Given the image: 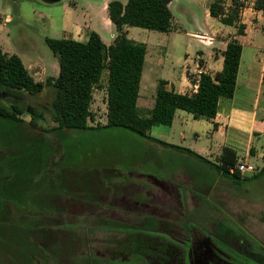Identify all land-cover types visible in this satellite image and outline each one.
<instances>
[{"label": "rangeland", "instance_id": "374dc122", "mask_svg": "<svg viewBox=\"0 0 264 264\" xmlns=\"http://www.w3.org/2000/svg\"><path fill=\"white\" fill-rule=\"evenodd\" d=\"M60 6L40 0H0V12L13 16L6 31L0 32L4 50L29 56L45 66L50 75V66L57 64V57L45 40L51 37L45 13L52 10L55 21H59L56 17ZM256 32L261 43L264 31ZM46 77L38 73L34 78L45 83ZM96 89L88 124L97 129H70L61 139L48 133L46 130L54 125L48 113L53 96L48 85L36 95L23 92L22 122L0 120V264H72V256L76 264L85 259L91 264H148L142 255L128 252L125 242L132 233L153 227L144 221L152 216L160 217V230L185 241L184 215L176 213L179 206L171 205L173 215L159 207L153 215L146 204L152 196L144 197L145 190L140 187L139 200L143 199L144 204L135 203L134 183L153 189L181 171L199 172L200 165L165 150L156 151L151 161L147 150L134 143L124 130L102 128L107 120L106 97L101 88ZM27 110L37 117L35 127L29 123L31 114ZM207 175L210 186L217 175L212 170ZM226 180L234 182L235 189L221 184L203 203L207 206L208 202L210 215L224 216L225 225L233 233L247 232L257 245L248 250L264 256V174L247 181L223 177L216 181ZM151 194L161 202V208H168L163 203L167 201L164 191ZM240 209L249 210V214L243 211L240 215ZM189 210L191 216L199 212L196 205ZM237 214L243 220L228 217ZM145 233L168 238L162 233ZM257 257L258 264H264V258ZM241 260V264H249L247 258Z\"/></svg>", "mask_w": 264, "mask_h": 264}, {"label": "crops", "instance_id": "0c3cea01", "mask_svg": "<svg viewBox=\"0 0 264 264\" xmlns=\"http://www.w3.org/2000/svg\"><path fill=\"white\" fill-rule=\"evenodd\" d=\"M40 1L48 5L61 4L59 15L56 17L59 21H55L52 10H47L45 13V19L49 27L48 32L51 35L49 38H64L85 42L91 32H96L103 43L109 46L114 42L118 34L115 25L108 17L107 4L111 0ZM118 1L125 4L127 0ZM211 2L212 0H172L168 4L172 13V23L170 29L164 32L135 26H124V32L129 39L145 45L136 107L141 116H148L149 110L154 105L160 81L164 82L163 87L165 90L181 94L195 93L199 75L201 73L213 75L215 72L220 71L223 66V51L227 43L237 40L242 46V51L235 91L231 98H219L215 117L208 120L195 119L191 113L177 109L170 125L152 126L147 131V134L168 144L188 148L202 158L216 164H220L223 150L227 148L229 150L227 161L231 159V154L234 151L236 153L235 163L244 161L255 166V172H259L264 166V83L262 82L264 73V38L259 43L256 31L258 29L264 31V13L253 8L254 0H244L245 6L240 10L239 15L241 22L246 27L244 34L238 35L236 34L235 25L223 24L218 18L209 15L208 8ZM229 5V0H225L224 8L226 11ZM12 20V15L1 11L0 32H5L7 25ZM198 35L205 36L210 43H201L197 39ZM1 48L4 52L12 54L9 51H5L2 45ZM24 56L19 57L33 78L38 73L46 75V79L58 75V60L57 64L52 63L50 66L51 73L47 75L48 72L45 66L36 60L30 59L29 56ZM196 57H198L197 60ZM107 77L108 70L104 69L98 85L101 88V92L104 93V97H106ZM95 90L97 89L94 88L92 93L90 111L93 106ZM105 123L106 121L101 126ZM123 133L131 137L134 143L144 147L147 150L146 152L149 153V160L151 161L155 160L154 153L156 151L165 150L189 157L200 165L199 172L194 170L181 171L178 175H172L170 180L165 179L162 184L158 182V186L153 187V189H146L134 183L135 191H137L136 194L134 193L136 195L134 197L135 203L140 206L144 204L143 199L139 200L140 187L145 190L144 197L149 198L152 196L151 199L147 200L146 204L147 207H151L153 215L157 214V207L162 209L163 212L173 215L175 210L172 208L174 206L171 207V205L179 206L176 213L184 215L183 226L187 232L185 241L171 237L166 231V233L162 234L167 235L168 241L175 243L181 248L183 254L182 262L184 264H186L185 255L193 237L196 241L201 240V238L208 239L211 243L210 245H219L218 249L221 252H231L234 250L231 246H237L241 244V241L257 247L253 238L247 232L233 233L225 225L226 218L218 213L210 215L211 209L208 206V202L206 203L207 206L203 203L205 198L216 187H221V184L223 186L228 184L234 188V182H228V180L216 181L221 177L230 180V177L223 175L215 168H212L209 163L191 153L163 146L158 142L132 133L124 131ZM144 149L142 150L145 152ZM210 170L215 171L217 177L209 186L207 174L208 172L210 173ZM254 173L246 174V176L250 177ZM139 176L144 177V175ZM241 178L242 176L237 181H247L241 180ZM158 191L165 192L167 201L163 203L168 208H161V202L156 201L155 196L151 194ZM130 198L132 197L130 196ZM173 199L177 201L175 204L172 202ZM193 205H196L199 211L196 216L189 215L191 211L189 208ZM183 208L185 211H183ZM217 208L226 214L225 210L219 205H217ZM243 211H247L249 214V210L241 209L239 214L241 215ZM239 214L236 217L226 216L236 221L237 219L243 220ZM248 217L250 218V216ZM147 218L160 221V217L152 216ZM247 230L250 231L248 228ZM154 236H158V234ZM220 239L223 241H219ZM247 262L249 264L252 263L249 259H247Z\"/></svg>", "mask_w": 264, "mask_h": 264}, {"label": "trees", "instance_id": "16d2710c", "mask_svg": "<svg viewBox=\"0 0 264 264\" xmlns=\"http://www.w3.org/2000/svg\"><path fill=\"white\" fill-rule=\"evenodd\" d=\"M172 0H127L122 4L111 0L107 4L108 17L115 25L118 34L114 42L106 46L96 32H91L85 42L73 39L45 38L47 45L57 57L59 72L56 77H48L44 82L36 81L28 72L21 58L4 52L0 45V120L9 123L22 122L20 115L24 112L20 105L23 92L36 95L50 86L53 96L49 102L48 113L54 125L47 129L55 138H64L68 130H93L97 127L88 125L91 116L90 104L94 88L99 87V80L104 69L108 70L106 85V123L107 129H122L172 147L191 153L209 163L212 168L232 179L240 180L237 172L230 174L228 166L235 164L236 153L227 161L229 150L225 148L220 157V164L210 162L188 148L168 144L150 137L147 131L155 125H170L177 109L187 111L195 119H212L217 112L220 97L231 98L236 87V77L240 63L242 46L237 40L229 41L223 51V66L213 75L201 73L197 80L195 93H176L165 90L160 81L156 91L155 102L148 116L138 113L136 100L145 55V45L129 39L124 26H135L148 30L167 31L171 27L172 13L168 4ZM245 6L244 0H231L227 11L224 0H212L209 15L218 18L226 25H235L236 34H244L246 25L240 20V10ZM253 8L264 13V0H254ZM264 83V73L262 77ZM30 124L36 126L37 117L32 110H27ZM42 115V111H41ZM264 174V166L250 177L251 180ZM145 222L153 227L140 229L129 236L127 251L142 255L148 264H181L182 250L175 243L160 236L145 232L166 233L160 230V221L147 218ZM131 253V252H130ZM130 255V254H129ZM128 256V253L126 254ZM76 257L70 259L76 264ZM80 264H91L81 260ZM108 264H113L108 262Z\"/></svg>", "mask_w": 264, "mask_h": 264}, {"label": "flooded vegetation", "instance_id": "af4514ba", "mask_svg": "<svg viewBox=\"0 0 264 264\" xmlns=\"http://www.w3.org/2000/svg\"><path fill=\"white\" fill-rule=\"evenodd\" d=\"M191 239V245L185 255L186 264H241V259L244 258L251 260V264H258L259 259L257 256L264 258L262 255L249 251L248 249L252 245L242 243L243 241L241 240V244L231 246V248L234 249L231 252H221L218 249L219 245H210L211 243L206 238H201V240L198 241H196L194 237ZM219 241L222 242L223 240L220 239ZM233 259L238 260V262L233 261ZM181 264L184 263L182 262Z\"/></svg>", "mask_w": 264, "mask_h": 264}, {"label": "built area", "instance_id": "2783aa9c", "mask_svg": "<svg viewBox=\"0 0 264 264\" xmlns=\"http://www.w3.org/2000/svg\"><path fill=\"white\" fill-rule=\"evenodd\" d=\"M197 39L203 44H209L210 43V41L203 35H198ZM197 59H198V57H196V60ZM227 170L230 174L237 172V173H239L240 176L243 177V176H246V172L254 173L256 168H255V166L247 164L244 161H239V162H236L232 166H228Z\"/></svg>", "mask_w": 264, "mask_h": 264}]
</instances>
